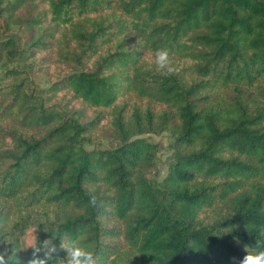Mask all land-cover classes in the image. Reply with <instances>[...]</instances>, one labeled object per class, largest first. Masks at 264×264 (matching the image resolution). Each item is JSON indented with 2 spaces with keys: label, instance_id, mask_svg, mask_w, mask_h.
Segmentation results:
<instances>
[{
  "label": "trees",
  "instance_id": "1",
  "mask_svg": "<svg viewBox=\"0 0 264 264\" xmlns=\"http://www.w3.org/2000/svg\"><path fill=\"white\" fill-rule=\"evenodd\" d=\"M3 15L26 39H0V253L28 264L34 228L38 246L81 237L96 264L264 249V0H0ZM53 65L42 87L33 70ZM163 133L158 181L144 136ZM54 243L48 264L67 255Z\"/></svg>",
  "mask_w": 264,
  "mask_h": 264
},
{
  "label": "clouds",
  "instance_id": "2",
  "mask_svg": "<svg viewBox=\"0 0 264 264\" xmlns=\"http://www.w3.org/2000/svg\"><path fill=\"white\" fill-rule=\"evenodd\" d=\"M170 52L168 49H158L154 53V64L157 70L171 71L170 68ZM89 204L93 207L97 204L95 194L90 195ZM39 229H31L29 243L26 250L33 249V259L28 264H48L53 259V254L57 252L55 240H59V248L66 252V258L56 261V264H96L94 253L84 244L81 237L72 238L67 233L51 234L50 239H46L38 246L37 236L35 233ZM260 235L264 237V230H261ZM25 250V251H26ZM44 252V258H39L38 253ZM246 255L237 260L233 258V264H264V249L256 242L255 248L245 246ZM7 257V258H6ZM16 258V252L12 250V255L8 256L7 249L0 253V264H14L13 258Z\"/></svg>",
  "mask_w": 264,
  "mask_h": 264
},
{
  "label": "rangeland",
  "instance_id": "3",
  "mask_svg": "<svg viewBox=\"0 0 264 264\" xmlns=\"http://www.w3.org/2000/svg\"><path fill=\"white\" fill-rule=\"evenodd\" d=\"M10 35H17L21 38H25V34L23 33L22 29H20L17 26L10 25L7 21L6 16H0V39L10 36ZM57 66L53 65L51 66V69L48 72H40L37 68L33 70V76L36 79V81L42 86H47L50 82L54 81L57 76L58 72L56 71ZM150 142L156 143L161 145L158 153V169L157 171H154L151 175V178H154L158 181H161L168 172V166L171 159V151L169 148L170 139L167 133L163 134H150L145 135ZM115 144L105 142L104 146H111L113 147ZM31 235V230L27 232V234L24 237V241L26 244L29 243ZM36 235V233H35Z\"/></svg>",
  "mask_w": 264,
  "mask_h": 264
}]
</instances>
